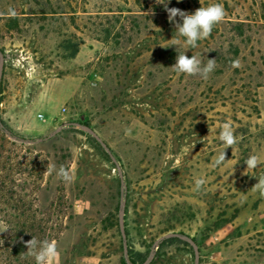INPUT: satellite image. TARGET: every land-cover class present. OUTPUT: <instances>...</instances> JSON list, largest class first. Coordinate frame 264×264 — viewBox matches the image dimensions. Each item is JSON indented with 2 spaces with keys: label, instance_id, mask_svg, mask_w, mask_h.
Wrapping results in <instances>:
<instances>
[{
  "label": "rangeland",
  "instance_id": "obj_1",
  "mask_svg": "<svg viewBox=\"0 0 264 264\" xmlns=\"http://www.w3.org/2000/svg\"><path fill=\"white\" fill-rule=\"evenodd\" d=\"M214 3L210 36L172 47L165 6ZM184 52L215 59L208 79L173 71ZM0 53V246L35 225L52 264H264V163L245 164L264 161V0H0Z\"/></svg>",
  "mask_w": 264,
  "mask_h": 264
},
{
  "label": "clouds",
  "instance_id": "obj_2",
  "mask_svg": "<svg viewBox=\"0 0 264 264\" xmlns=\"http://www.w3.org/2000/svg\"><path fill=\"white\" fill-rule=\"evenodd\" d=\"M168 20L170 23H174L176 29V37L172 38V47L185 46L190 48H196L198 41L206 39L210 36L214 26L225 19L226 11L222 4L214 3L207 7H199L193 13H187L179 8H167ZM9 16L15 17L17 12L13 8L8 9ZM179 17L180 21L177 22L176 18ZM233 67H239V61L233 62ZM173 71L188 76L199 75L202 79H208L209 74L216 68L215 59H208L206 65H202L201 59L197 55H192L190 58L185 54H178L176 62L171 66ZM219 140L223 144L222 150L218 153L213 161V167H219L223 165L228 159H226V149L232 148L238 143V138L234 133V129L229 122L223 123L221 131L219 133ZM264 161L258 155L249 156L245 164L247 169H255ZM55 173L56 177L64 182H71L73 175L63 165L59 168L55 164H49L46 168L45 174L52 175ZM258 182L253 185L252 191L259 193L260 197L264 198V175H261ZM206 184V180L203 178H197L195 180V190L200 191ZM9 229L5 225H0V232ZM28 251L26 254L34 258L36 264H52V262L58 257V248L56 241H49L47 239L38 241L36 238L26 242Z\"/></svg>",
  "mask_w": 264,
  "mask_h": 264
},
{
  "label": "trees",
  "instance_id": "obj_3",
  "mask_svg": "<svg viewBox=\"0 0 264 264\" xmlns=\"http://www.w3.org/2000/svg\"><path fill=\"white\" fill-rule=\"evenodd\" d=\"M26 223V222H24ZM22 229L19 230L17 236L15 237L16 240H19L20 236L24 233L29 231L28 236H22L21 241L19 244L16 245L15 248L10 250L9 245L0 246V251L2 249L3 252L0 253V264H36L33 257L28 256L26 252L28 251L26 247V242L31 240L33 237L36 238L38 241H43L48 238L52 241L54 240V236L51 238L45 235V229L36 227L35 225H29L28 227H21ZM32 231V233H30ZM18 237V238H17ZM15 240V241H16Z\"/></svg>",
  "mask_w": 264,
  "mask_h": 264
},
{
  "label": "water",
  "instance_id": "obj_4",
  "mask_svg": "<svg viewBox=\"0 0 264 264\" xmlns=\"http://www.w3.org/2000/svg\"><path fill=\"white\" fill-rule=\"evenodd\" d=\"M4 62H5L4 55L2 53H0V79L2 77V73H3V69H4ZM96 140L101 145V147L109 153V151H108L106 145L104 144V142L98 137H96ZM163 239H164V237H161V238H159L157 240V242H161Z\"/></svg>",
  "mask_w": 264,
  "mask_h": 264
}]
</instances>
